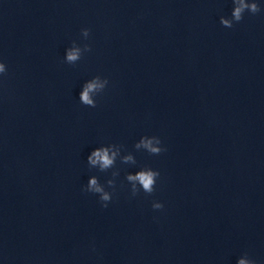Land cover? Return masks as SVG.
<instances>
[{
    "label": "clouds",
    "instance_id": "clouds-1",
    "mask_svg": "<svg viewBox=\"0 0 264 264\" xmlns=\"http://www.w3.org/2000/svg\"><path fill=\"white\" fill-rule=\"evenodd\" d=\"M233 9L231 17H220V24L225 28H232L234 23H239L243 20L244 14L250 13L256 15L262 11L261 5L257 0H232ZM90 29L85 27L81 29V36L87 39L90 36ZM91 46L84 44L83 47L77 44L76 41L72 42V45L65 50L64 62L70 65H75L81 60L84 53L90 52ZM7 73V67L4 62L0 61V76ZM109 81L107 78H102L97 75L87 80L82 85V90L79 94V101L81 104L95 108L97 107L96 96L103 93L108 86ZM137 151L144 150L149 155H160L166 151L162 147V141L158 136H142L135 144ZM123 145L108 144L102 145L94 149L87 157V164L89 168H97L100 172H107L109 169H113L111 172V179L106 181L107 187L112 188L115 191L116 177L119 176L120 171L116 168V161L119 159L121 164L135 165L136 159L134 155L129 152L122 155ZM160 176L158 170H154L150 167H142L135 173H128L125 177L126 181L130 184V192L133 196L139 194L142 190L145 194L151 195L156 188L157 179ZM85 193H92L98 195L101 206L108 207V203L112 200L113 193L106 190L104 184H101L98 177L91 176L86 186L82 189ZM152 207L154 210L163 209L164 205L161 202L153 201ZM237 264H256L254 259H251L247 253H244L238 258Z\"/></svg>",
    "mask_w": 264,
    "mask_h": 264
},
{
    "label": "water",
    "instance_id": "water-1",
    "mask_svg": "<svg viewBox=\"0 0 264 264\" xmlns=\"http://www.w3.org/2000/svg\"><path fill=\"white\" fill-rule=\"evenodd\" d=\"M206 45L264 80V0L262 11L245 13L232 28L220 24L231 17L232 0H145Z\"/></svg>",
    "mask_w": 264,
    "mask_h": 264
}]
</instances>
